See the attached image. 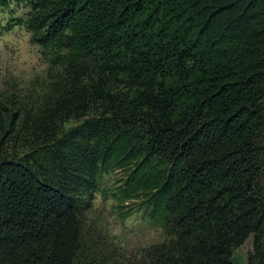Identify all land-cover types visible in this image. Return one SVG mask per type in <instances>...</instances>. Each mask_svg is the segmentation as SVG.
<instances>
[{"label":"trees","instance_id":"16d2710c","mask_svg":"<svg viewBox=\"0 0 264 264\" xmlns=\"http://www.w3.org/2000/svg\"><path fill=\"white\" fill-rule=\"evenodd\" d=\"M10 1L50 68L0 90V264H80L116 170L165 237L101 264H264V0Z\"/></svg>","mask_w":264,"mask_h":264},{"label":"rangeland","instance_id":"374dc122","mask_svg":"<svg viewBox=\"0 0 264 264\" xmlns=\"http://www.w3.org/2000/svg\"><path fill=\"white\" fill-rule=\"evenodd\" d=\"M29 9L31 10L30 6L23 1H10L8 5L0 6V20L6 19L8 15L15 16L17 12L25 14L28 18ZM23 23L24 19H8L7 29ZM47 78L37 77L23 88L17 81L11 80L7 82L4 90L17 89L22 94L40 95L46 91L45 84L49 81ZM75 125V122H71L64 127L69 129ZM123 180L124 171L120 170L98 174L97 187L90 206L79 215L82 250L77 261L80 264H85L83 254H86L87 250L96 254L95 264L102 263V256H105L106 263H109L113 254L124 260H138L141 250L164 239L160 226L150 220L149 210L140 199L125 200L121 193ZM249 250V243L236 249L234 260L237 264H246Z\"/></svg>","mask_w":264,"mask_h":264},{"label":"clouds","instance_id":"9594fccd","mask_svg":"<svg viewBox=\"0 0 264 264\" xmlns=\"http://www.w3.org/2000/svg\"><path fill=\"white\" fill-rule=\"evenodd\" d=\"M30 11V9H29ZM24 19L25 23L7 29L8 19ZM33 32L27 27V17L22 13L8 15L0 20V90L7 82L15 80L25 87L37 77L46 79L50 68L40 45L34 43Z\"/></svg>","mask_w":264,"mask_h":264}]
</instances>
